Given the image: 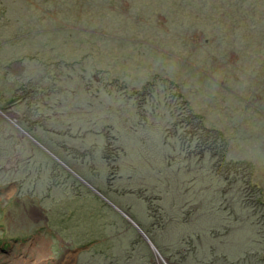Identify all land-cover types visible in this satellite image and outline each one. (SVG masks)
<instances>
[{
    "label": "rangeland",
    "instance_id": "1",
    "mask_svg": "<svg viewBox=\"0 0 264 264\" xmlns=\"http://www.w3.org/2000/svg\"><path fill=\"white\" fill-rule=\"evenodd\" d=\"M2 3L0 45L4 47L0 49L1 94H9L13 88L17 90L21 78L35 85H39L37 80L43 83L52 79L49 71L53 68L48 69L43 64L61 58L80 59L81 67L100 69L99 72L92 71L91 80L85 75L77 78L83 70L71 64L65 74L56 72L55 75L60 78L58 82L69 88L73 87L71 81L75 78L83 83L91 81L87 85L94 86L98 76L108 71L124 85L119 90L121 94L126 88H135L131 85L146 86L157 75L174 82V89L179 93L175 96L177 106L174 112L178 109L182 111L183 102L190 104L195 120L201 119L203 124L215 126L221 133L226 158L250 162L249 182L258 186L253 196H248L251 201L243 197L246 190L243 183L235 188L232 181L220 182V185L223 183L226 200L222 196L220 199L229 205L232 214L226 219L220 215L219 219L224 221L220 227L233 233L225 239L229 243L226 241L221 248L228 253L231 261L240 258L243 264L246 260L248 264H264V219L260 225L254 222L252 226L243 224L239 228L238 223L243 222V218H234L232 207L233 204L237 213H241L237 197H243L242 201L259 207L260 211L256 213V207L251 210L255 221L260 219V214L264 215V0H187L184 7L180 0H2ZM5 5L7 12L14 17L8 15L7 19ZM246 14L251 15L248 22ZM203 17L212 18L216 23L213 26L211 21L207 22L210 32L199 24ZM10 52L23 54L26 65L17 60L5 62L7 56H11ZM2 62H5L4 65ZM8 64H12V82L7 80ZM145 97L141 107L145 105L148 109L146 104H150L151 98ZM169 109L170 106L160 104L149 116L153 121V116L162 117L163 112ZM17 114L16 107L7 112L0 110V116L13 127L19 124ZM122 114L120 112V123ZM21 132L22 136L30 138L26 132ZM102 138L104 144H111L110 133H104ZM30 140L48 153L41 143L32 137ZM7 155L0 153L5 160L0 169V179L8 170L21 172L20 167L24 168L23 160L10 159ZM64 167L74 174L72 167L67 164ZM13 180L0 183V264L84 262L88 249L76 251L80 246L78 242L90 233L102 239L98 227L105 219L111 220L107 214L102 213L103 217H99V212L94 211L99 204L96 196L84 199L77 192L62 187L53 195L45 192L50 202L45 203L43 206L47 208H44L39 203L38 193L35 196L26 195L27 192L20 195L21 184ZM85 182L93 194L102 196ZM187 183L193 186L200 184L203 192L210 187L207 194L218 186L210 178L203 177L202 171L198 172L195 181ZM107 202L127 222L131 223L130 219L133 221L119 205ZM55 203L61 205L59 210L52 209ZM93 211L94 220L89 219ZM183 228L195 230L188 224ZM257 228L258 233L255 232ZM140 235L146 240V234ZM97 239L89 247L99 244L103 248L106 240ZM152 251V264H183L165 258L158 249L159 256L155 250Z\"/></svg>",
    "mask_w": 264,
    "mask_h": 264
},
{
    "label": "trees",
    "instance_id": "2",
    "mask_svg": "<svg viewBox=\"0 0 264 264\" xmlns=\"http://www.w3.org/2000/svg\"><path fill=\"white\" fill-rule=\"evenodd\" d=\"M180 1L181 6L187 5V0ZM0 2L4 7L2 0ZM6 6L7 19L9 16L14 17L7 12ZM227 6L230 8V5ZM203 8H206L205 5ZM245 17L248 22L251 15L246 14ZM209 21L215 26L212 18L203 17L199 20V24L208 32L211 29L207 25ZM3 47L0 45V49ZM9 54L11 56H7L5 62L17 60L26 65L27 60L23 54ZM79 62L80 59L64 58L47 61L43 65L48 66V69L53 68L47 71L55 77V83L52 78L43 83L37 80L39 85H35L21 78L17 90L13 88L9 94L0 92V110L7 112L16 107L19 120L18 127H13L6 118L0 116V153L8 154L10 159L14 157L23 160L24 164V168L20 167L21 172L8 170L0 183L6 184L9 179H14L13 182L21 184L20 195L27 192L26 195L35 196L38 193L37 198L42 206L50 202L45 192L53 195L54 191H60L62 187L77 192L84 199L96 196L95 200L99 204L94 211L99 212V217H103L102 213L107 214L111 220L105 219L102 222L104 225L101 226V223L98 227L102 239L90 233L91 236L88 234L86 239L81 240L84 242H78L80 246L76 251L86 247L88 249V257L80 264H90L92 261H96L94 264H152L154 254L151 247L138 229L118 211H113L107 201L119 205L164 257H169L173 262L243 264L240 258L231 261L228 253L221 248L227 241L225 239L233 233L228 228L220 227L224 223L222 218L232 216L229 205L220 199L222 196L226 200L223 183L220 185V182L232 181L235 188L243 183L246 188L243 197L251 201L248 196L252 197L258 186L249 182L250 162L246 159L226 158L223 136L215 126L203 124L201 119L195 120L190 104L183 102L180 107L182 111L178 109L174 112L177 106L175 96H179V93H176L175 83L171 80L161 79L157 75V80L153 77L142 87L128 82L130 87L135 88H126L121 94L119 90L124 85L109 73L111 71L99 75L94 86L87 85L91 81L83 83L81 79L78 80L82 75L91 80L92 71H100L81 67ZM70 64L83 70L71 81V88L58 82L60 78L55 75L59 71L65 74ZM8 66L7 80L12 82V64ZM143 97L151 98L150 104H146L148 109L145 105L141 107ZM160 104L170 106V109L163 112L164 117L153 116L152 121L149 114L154 113ZM120 112L123 113L122 123ZM22 130L61 162L72 167L75 174L90 183L104 198L93 194L60 161L26 135L22 136ZM104 133H110L111 144L103 143ZM4 161L0 157V169ZM199 171H202L203 177L210 178L218 185L212 193L207 194L210 187H207V192H203L200 184L193 186L187 183L195 181ZM243 197H237L241 213H237L232 204L234 218H243L237 227L243 224L252 226L254 222L260 225L264 215L260 214V219L256 216L259 220L255 221L251 210L256 206L242 201ZM58 204H53L52 209L59 210L61 205ZM94 211L93 218L90 213L89 219H95ZM258 211L260 209L256 207L254 213ZM187 224L195 230H185L183 226ZM224 232H229L225 234L226 237ZM255 232L258 233V228ZM96 239L106 240L103 248L99 244L89 247ZM248 262L246 260L245 264Z\"/></svg>",
    "mask_w": 264,
    "mask_h": 264
},
{
    "label": "water",
    "instance_id": "3",
    "mask_svg": "<svg viewBox=\"0 0 264 264\" xmlns=\"http://www.w3.org/2000/svg\"><path fill=\"white\" fill-rule=\"evenodd\" d=\"M48 153L49 154H51L53 157H55L57 160H59L53 153H51L49 150H48ZM60 161V160H59ZM61 162V161H60ZM64 166H65V164H63ZM75 174V173H74ZM77 177H79L77 174H75ZM80 178V177H79ZM83 182H85L82 178H80ZM89 187H91L96 193H98L99 194V191L96 189V188H94V187H92L89 183H87V182H85ZM125 216H127L126 214H125ZM127 217H129V216H127ZM130 221H131V223H133V225H135L134 224V222L130 219ZM136 226V225H135ZM137 227V226H136ZM138 228V227H137ZM139 229V228H138ZM139 232L142 234V235H144L145 236V234L139 229ZM145 238H146V240H147V242L149 243V245H150V247L153 249V250H155L156 251V253L158 254V256H159V252L157 251V249H156V247L154 246V244L151 242V240L149 239V238H147L146 236H145Z\"/></svg>",
    "mask_w": 264,
    "mask_h": 264
}]
</instances>
